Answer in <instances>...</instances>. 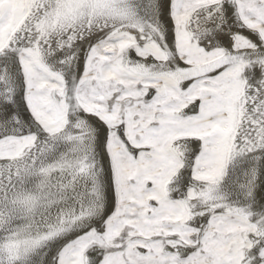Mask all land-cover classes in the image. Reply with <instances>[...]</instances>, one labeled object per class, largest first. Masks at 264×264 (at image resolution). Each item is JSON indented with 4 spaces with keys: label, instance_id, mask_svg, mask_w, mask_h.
<instances>
[{
    "label": "snow or ice",
    "instance_id": "snow-or-ice-1",
    "mask_svg": "<svg viewBox=\"0 0 264 264\" xmlns=\"http://www.w3.org/2000/svg\"><path fill=\"white\" fill-rule=\"evenodd\" d=\"M0 264H264V0H0Z\"/></svg>",
    "mask_w": 264,
    "mask_h": 264
}]
</instances>
